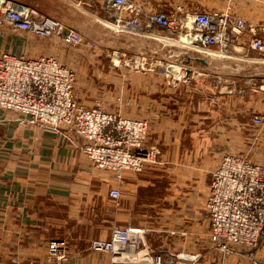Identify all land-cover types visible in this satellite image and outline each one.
I'll use <instances>...</instances> for the list:
<instances>
[{
    "label": "rangeland",
    "instance_id": "obj_1",
    "mask_svg": "<svg viewBox=\"0 0 264 264\" xmlns=\"http://www.w3.org/2000/svg\"><path fill=\"white\" fill-rule=\"evenodd\" d=\"M21 1L79 30L84 34L86 43H95V46L67 45L55 37L41 38L1 27L0 50L26 53L34 57L42 54L57 57L61 63L74 70L75 94L81 104L88 107L100 105L111 112L147 120L149 122L147 145L156 146L161 151L162 164L148 166L139 173L133 171L124 173V177L131 174L136 176V180L140 181V188L137 195H134V200L133 197L131 198L134 191L126 192L130 197L128 200L134 201L132 209L128 211L130 215L128 223L123 220L121 211L120 217L113 221L111 229L116 224L143 227L148 231L147 243L157 251H200L204 256L199 264H223L222 254L210 240L207 190L212 172L226 154L244 155L255 163L264 164V123L257 125L253 120L256 114L264 113V92L259 90L257 85L264 75L263 56L247 48L246 40L242 43L243 47L236 46L235 52L229 50L225 53L213 49L205 54L208 56L206 59L222 64L227 74L202 78L210 84L212 91L209 94L208 88L203 92L193 93L194 96L186 93L177 97L176 106L171 105L172 108L169 110L172 118L176 116L177 124L173 122L169 128L166 127L169 133L158 137L153 133L152 119V94H154L152 91L156 84L154 75H157V72L163 73V80L159 79L161 88L168 86L177 91L183 84L191 85L190 82H183L177 88L171 87L165 72L160 66L157 67V64L161 65L166 61L186 64L193 60H189L188 56H192L191 54H187L188 58L183 55V52L187 53L188 48L179 41V35L157 27L151 29L157 39L166 40L165 46L171 44L170 41L178 45L174 47L176 52L170 50L169 55L165 57H153L150 51L152 41L146 34L148 30L132 31L114 25H110V28L105 22V15L102 12L100 14L99 7L92 3V0ZM153 1L157 10L166 13H176L180 5H185L188 9L199 8L198 10L203 9L202 11L207 12L230 11L244 17L251 24L264 21V0ZM248 38L244 36V39ZM161 42L163 40H160ZM141 56H146L145 62L142 61ZM143 63L145 66L141 67ZM255 74L257 77H254ZM155 77L157 79V76ZM232 79L236 80L233 91L227 90L225 83L218 84L219 81ZM203 89L205 88H201ZM162 96L166 98L165 94ZM164 100L168 101L167 98ZM213 111L214 113H210ZM3 113L22 117L17 112L3 111ZM236 119L239 121L238 124ZM3 124L6 123L0 125ZM68 130L76 133L71 127L65 128L64 133L52 131L67 137ZM164 136L170 137L172 141H163ZM177 136L180 137L183 155L178 159L172 158V163L170 161L167 164L163 159V143L164 146L175 147ZM203 137H208L209 142L206 146L209 151L197 153L195 147L200 140L205 139ZM82 143L83 140L76 145L78 151H82ZM197 148L201 150L202 146ZM124 177L120 185L125 181L126 177ZM114 204L120 205V201L114 200ZM110 230L108 228L105 231L101 224L100 229L98 226L88 225L82 230L63 231L61 236L66 237L65 240L68 242V259L73 257L81 262L79 258L89 252L94 253L90 249L92 240L108 238L112 231ZM59 234L56 235L60 236ZM53 238L55 237L51 239ZM8 254L5 256L0 254L3 258L0 260L7 261L16 256V254ZM94 254L98 255L95 260L101 261V264H110L111 258L108 254ZM248 263L238 255H232L226 261V264Z\"/></svg>",
    "mask_w": 264,
    "mask_h": 264
},
{
    "label": "built area",
    "instance_id": "obj_2",
    "mask_svg": "<svg viewBox=\"0 0 264 264\" xmlns=\"http://www.w3.org/2000/svg\"><path fill=\"white\" fill-rule=\"evenodd\" d=\"M92 3L105 15L109 26L144 32L159 27L179 35V41L188 48L186 54L192 55L189 59L205 61L204 54L197 51L210 53L218 49L226 53L232 45L243 46L246 40L247 48L262 55L264 61V21L251 24L230 11H192L185 5H180L176 13H166L154 8L151 0ZM1 27L41 38L55 37L67 45L95 46L86 43L79 30L21 0H0ZM141 58L146 61V56ZM158 66L173 88L191 82L192 71L186 64L166 61ZM220 83L230 91L236 87L232 80ZM257 85L264 92V75ZM0 111L22 115L18 118L0 113V124L17 122L60 133L73 128L83 140V153L97 168L114 173L118 181L127 171L139 173L163 163L160 149L147 145V120L111 112L100 105L81 104L75 94L74 70L53 55L32 57L0 50ZM253 120L263 124L264 113L256 114ZM110 197L119 201V187L111 190ZM206 205L210 240L222 254L223 264L232 255L246 259L248 264H264V164L244 155H224L212 172ZM147 232L143 227L116 224L110 238L92 240L90 249L108 254L110 264H199L204 256L200 251H157L147 243ZM68 256L67 240L53 238L48 241L44 262L24 263L15 258L0 264H63Z\"/></svg>",
    "mask_w": 264,
    "mask_h": 264
},
{
    "label": "crops",
    "instance_id": "obj_3",
    "mask_svg": "<svg viewBox=\"0 0 264 264\" xmlns=\"http://www.w3.org/2000/svg\"><path fill=\"white\" fill-rule=\"evenodd\" d=\"M152 5L157 8L154 1ZM189 9L194 11L199 8ZM157 29L162 30L159 27ZM147 36L152 41L150 51L153 57H165L169 55L170 50L177 51L174 47L178 45L171 42L165 46L166 40L157 39L152 31H149ZM160 40L163 42L160 43ZM235 48V45L231 46L234 52ZM184 53L183 55L187 57ZM236 61L241 62L238 59ZM200 62L192 60L186 63L192 71L191 85L183 84L177 91L168 86L160 87L159 79L163 80L164 77L162 72L153 74L156 80L152 91L155 136L168 134L169 129L166 130V127L169 128L173 122L177 124L176 116L172 118L169 112L173 105L176 106L177 97L186 93L194 96L193 93H200L208 88L209 94L212 89L204 80L214 75L227 74L222 64L214 60L206 59ZM232 82L236 84V80L232 79ZM162 94L166 95L167 102ZM236 120L238 124L239 121ZM68 132L66 137L52 130L19 125L17 122L0 125V254L1 256L8 253L16 254L12 256L13 258L0 262L8 263L15 258L24 263L46 261L48 241L52 237L65 239L61 233L66 229L82 230L88 225H95L100 229L103 224L105 231L108 228L110 230L113 221L120 217L121 211L123 220L128 223L130 216L128 211L132 209L134 201L128 200L130 197L126 192L134 191L131 194L134 200V195H137L140 188V181L131 174L125 176V181L120 185V181L111 171L97 168L85 153L77 150L76 145L81 143L82 139L73 131ZM179 136L174 142L175 147L164 146L163 143V159L167 164L170 161L172 163V158L178 159L183 155ZM203 138L205 139L196 145L200 148L202 146L203 150L195 147L197 153L209 151L206 146L209 142L208 137ZM162 139L172 141L168 136ZM117 187L121 190L120 205L114 204V199L110 197L111 190ZM58 233L60 236L56 235ZM111 233L112 231L108 238ZM97 256L89 252L79 258L81 262L69 257L66 261L68 263L63 264H101V261L95 260Z\"/></svg>",
    "mask_w": 264,
    "mask_h": 264
},
{
    "label": "bare ground",
    "instance_id": "obj_4",
    "mask_svg": "<svg viewBox=\"0 0 264 264\" xmlns=\"http://www.w3.org/2000/svg\"><path fill=\"white\" fill-rule=\"evenodd\" d=\"M167 39H168V38H167ZM164 40H165V39H164ZM170 42H172V41H170ZM199 52H201V51H199ZM203 54H204V57H205V58L208 57V56L205 55V54H208V53H204V52H203ZM211 55H216V54H211ZM216 56H217V55H216ZM216 56H215V57H216ZM209 58L213 59L214 57H209Z\"/></svg>",
    "mask_w": 264,
    "mask_h": 264
}]
</instances>
